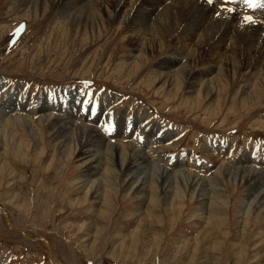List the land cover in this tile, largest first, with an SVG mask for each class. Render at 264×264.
I'll use <instances>...</instances> for the list:
<instances>
[{
	"label": "rangeland",
	"instance_id": "obj_1",
	"mask_svg": "<svg viewBox=\"0 0 264 264\" xmlns=\"http://www.w3.org/2000/svg\"><path fill=\"white\" fill-rule=\"evenodd\" d=\"M26 2L0 0V264H264V191L255 202L258 185L235 174L264 165V77L235 71L226 52V80L210 95L193 91L188 77L167 81L175 62L187 63L181 43L161 46L148 33L147 43L138 40L127 23L145 21L137 0L125 1L120 18L105 14L98 29L82 25L94 20L90 8L71 16L67 2ZM105 3L114 10V0ZM216 15L207 25L220 29L228 12ZM163 26L159 35H170ZM247 45L236 48L240 56ZM197 47L194 79L220 55ZM100 141L105 159L94 171L82 152ZM137 149L149 156L138 176L148 191L130 186L126 165ZM165 167L167 192L157 181Z\"/></svg>",
	"mask_w": 264,
	"mask_h": 264
},
{
	"label": "bare ground",
	"instance_id": "obj_2",
	"mask_svg": "<svg viewBox=\"0 0 264 264\" xmlns=\"http://www.w3.org/2000/svg\"><path fill=\"white\" fill-rule=\"evenodd\" d=\"M50 1L51 2H56L57 1L58 3L59 2H61V3L64 2L65 4L69 3V9H68L69 12L68 13L71 16L75 15V13L80 12L84 8H90L91 10H93L92 17L94 18V20L92 22H89V19L88 20L85 19L86 22L88 21V23L85 22L82 25H84V28L91 27V28H97L98 29V26L100 24H103L104 23V15L105 14H108L109 16H115V17L120 18L121 15L119 13V10L122 9V8H124L125 1L126 0H114L115 5H113V7H115V8H114L113 11H110L108 9V7H106V6H108V4L105 3V0H77V2H74L73 0H27L26 3L31 4V6H33L34 9H37V8H44L45 9V8L49 7V6H47V3L50 2ZM137 1L140 2V4H139L140 6L139 5L137 6V10L140 11V12H145V15H144L145 21L143 23L142 22L141 23H138V22L137 23L136 22L135 23H132L133 22V19H132L131 22L128 20L127 23H129L130 25L133 26V30H132L133 31V34H135L136 36H138V38H137L138 40H140V41L142 40L144 44L147 43L145 41L146 40L145 39V36L148 33V35H151V34L153 35L154 34L153 36H154V38L156 40L158 39L157 37L160 36L159 41H160L161 46H164V43L165 42L168 44V43H171L173 40H176L177 41V39H178L179 43H181V44H179V47L180 48H178L177 54H180L182 56H185L184 59L187 61V63L183 67L180 66V68L177 69L178 65L175 62V65H174L175 69L170 70L168 72H165V75H167V77H166L167 81L170 80V79H172V78H173V81H178L181 78L186 79L188 77L187 80L188 81L189 80L192 81L191 84H190V86L193 89V91H195V92L198 91L199 92L201 88H205L207 90V92H208V95H210V94L214 93V91H215V88L216 87L214 88L213 87L214 85L215 86L216 85L218 86V84H221L220 82L226 80V79L223 80V77L225 75V72L224 71H227V69H228V68H225L223 66V64H224L223 63V61H224L223 60V57L225 56L224 58H227L226 57L227 56V53L226 52L229 53L228 57H229V61L231 63V68L232 69H234L235 71H237V70H239V69H241L243 67V71L244 70H247L248 71V70H251L252 68H255L256 74H258V76H260V78H262V80H263V77H264V8L257 7L255 9H250L244 3V0H240V4H243L244 5L243 8L242 7H237V6L234 7L235 6V5L233 6V3L234 2L227 1L226 2V7L228 6L227 8H229V7L232 8L233 9L232 12H228L226 9H224V7L222 6V3H223L222 0H213V4H211V5L207 2V0H162L161 2L159 0H153V3L150 2V0H137ZM162 3L163 4H166V5L169 4L168 7H170V5L174 6L176 8V12H174V13H172L170 15V10L172 9L171 8L168 11L166 10L167 12H169V14L168 13H164L165 15L164 14H160L159 13L160 10L158 12V5L157 4H159V7H161ZM132 7L135 8L134 5ZM62 9H63V7H62ZM164 9H165V7H164ZM244 10L246 11V13H244ZM162 11H164V10H162ZM224 11H227L228 12V15L225 16L227 18V22L224 23V21H223L222 23H220V24L218 23L217 24V25H219V26L222 27V28H220L221 29V32H220V29H217L218 27H215V26L214 27H209L208 25L214 22V21L212 22L213 16H215L216 13H218V12L221 13V12H224ZM125 13L127 14V12H125ZM241 13H243V14H241ZM152 16H154V17H152ZM245 16H251V17H253L254 23H250V24L249 23H246L245 20H244V17ZM127 19H126V16L122 17V22L121 23L124 24V22ZM152 19H154V20H152ZM138 20H140V19H138ZM164 21H166V22L168 21L170 23V26H168L169 27V30H170V35H166L165 34L166 36H162L163 37V39H162L161 35H159L158 29L160 30L161 27H164L163 26ZM166 24H168V23H166ZM102 27H104V26H102ZM214 29H216V30H214ZM169 30H168V32H169ZM208 30L210 31L209 34H207L208 33L207 32ZM242 44H249V45H247V47H249V48L245 50L247 52L243 56L242 55L240 56V54L242 52L239 53V51L236 48L238 46L241 48ZM251 44H253L254 46H252ZM195 45L196 46L199 45V47L205 46V47H208V49L210 48L209 49L210 51L211 50H214V51L218 50L220 52V55H218L217 57H215L216 58V61L214 63L215 66L209 68V70H207V71H204V72L202 71V72L198 73V76L200 77V79H194L193 77H190V75H189V72L190 71L188 70V67H189L188 64H189V62H192V61H195L196 62L197 61L196 60V57L194 55V52H193L194 51L193 50V47ZM143 47H144V45H141V43L137 45V48L138 49H142ZM199 47H197V48H199ZM247 47H245V48H247ZM258 47H259V50H257V52H256L254 49H258ZM221 51L223 53H221ZM253 51H254V54H253ZM171 61H173V60H171ZM240 62H241V64H240ZM255 64H256V66H255ZM213 71H214V73L212 74ZM228 71H229V69H228ZM202 75H203V77H201ZM254 88L255 87L252 88L251 92L253 91L252 93L255 94L256 92H255V89ZM195 92H192V94L194 95ZM251 92H250V95L252 94ZM63 96H65V95H63ZM196 97H197V95H196ZM192 101H194V98L192 99ZM19 106H20V104H19ZM49 106H50V104H49ZM5 108L7 109L8 107H5ZM25 109H26V107H23L22 108L23 111H25ZM62 111H63V109H62ZM83 115H85V114H83ZM139 117L142 118L141 115ZM141 125L138 122V129H139V131H143L144 130L143 129V126H141ZM85 127L87 128V126H85ZM154 129L155 130H158L160 128L157 127V128H154ZM60 137H61V135H60ZM158 140L156 139L154 141L157 142ZM85 141H83V142H85ZM102 146H103V144L101 142V145H92V147H90L89 149H86V150H84L82 152V155L84 157L85 162H89V164H91L93 166V170L94 171H97V170L102 169L103 164H104V159L105 158H104V156H103L102 153L101 154L99 153V150H98V148H102ZM93 147H96L97 150L92 149ZM112 148H116V147L114 145H112L111 146V149ZM123 149H125V148H123ZM139 149H137L136 151H134L135 152V153H133L134 156L133 157H130L129 162L126 161L128 163L126 165V168H129L130 169V172L128 173V175L130 177V186L137 185L138 186L137 189L138 188L140 189L139 192H142V191H148V185H147L148 182H147V180L141 179V177H138V176H139L140 169H142L143 165L149 160V156L146 155L142 151V149L141 150H139ZM129 151H131V150H129ZM126 153L129 154L128 151ZM123 154H124V152H123ZM123 154H122V156H123ZM127 154L124 155V156H127ZM249 164L250 163H248V164L245 163L244 166L238 167V168H236L237 166L235 165L236 166L235 167L236 168V173L235 174L236 175L239 174V176L241 177L242 181H246V183H249V185L250 184L251 185H256L257 184L258 185V190H260V191L258 192L257 195L256 194H253V198L255 199L254 200L255 202L259 203L260 200L262 199L261 194L264 191V165L263 166L261 165L262 166V167L260 166L261 169H258V167L255 168L254 166H252L251 164L249 165ZM157 166L158 165H156V167ZM132 167L136 171L135 174L133 173V171L131 172ZM154 168H155V166H154ZM159 168H161V166L158 167V169ZM166 170H167L166 167L163 168V172H162V175L161 176H164V174L166 173L163 178L160 176L161 178L159 177V178H157L158 180L156 179L158 182H160V185L163 184V185H161L162 188L161 187L160 188L164 192H167L166 191V188H168L167 185H166V183L172 178L171 172H169L168 170L166 171ZM230 175H231V173H230ZM149 176H151V175H149ZM178 176H180V175H178ZM181 177H182V175H181ZM189 178H192V177H189ZM87 179H88V177H87ZM177 179H178V177H177ZM179 179H180V177H179ZM94 180H95L94 181L95 183L98 181V179H94ZM153 181H154V179H153ZM181 181H182V179H181ZM198 182H199V180H198ZM97 183H96V186H95L94 193L98 196L100 190L98 189V186L99 185H97ZM155 186H157V184ZM169 186H170V183H169ZM153 188H155V187H153ZM202 191H207V189H203ZM203 195H205V194H203ZM212 203H214V202H212ZM257 205H259V207H264V201L262 202V204L260 202Z\"/></svg>",
	"mask_w": 264,
	"mask_h": 264
},
{
	"label": "snow or ice",
	"instance_id": "obj_3",
	"mask_svg": "<svg viewBox=\"0 0 264 264\" xmlns=\"http://www.w3.org/2000/svg\"><path fill=\"white\" fill-rule=\"evenodd\" d=\"M207 2L211 5L213 4V0H207ZM231 2H235V0H231ZM244 3L247 5L248 8L250 9H255L257 7L259 8H264V0H244ZM228 12H232L233 9L232 8H227L226 9ZM220 13H217V15H219ZM244 20L246 23H254V20H253V17L251 16H245L244 17ZM24 25H20L16 30L15 32L13 33L14 36H17L19 35L23 30H24ZM85 104H90V101H85L84 102ZM91 112L93 115L96 114V108L95 106L93 105L91 107ZM113 130V125L109 124L107 125L105 128H104V131L107 132V133H111Z\"/></svg>",
	"mask_w": 264,
	"mask_h": 264
},
{
	"label": "water",
	"instance_id": "obj_4",
	"mask_svg": "<svg viewBox=\"0 0 264 264\" xmlns=\"http://www.w3.org/2000/svg\"><path fill=\"white\" fill-rule=\"evenodd\" d=\"M5 214V213H4ZM6 221H7V223H8V225H9V220L6 218Z\"/></svg>",
	"mask_w": 264,
	"mask_h": 264
}]
</instances>
